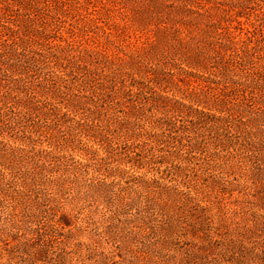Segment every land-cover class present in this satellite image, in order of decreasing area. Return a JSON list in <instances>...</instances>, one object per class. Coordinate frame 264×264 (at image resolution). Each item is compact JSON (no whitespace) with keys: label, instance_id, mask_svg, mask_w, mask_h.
Instances as JSON below:
<instances>
[{"label":"rangeland","instance_id":"rangeland-1","mask_svg":"<svg viewBox=\"0 0 264 264\" xmlns=\"http://www.w3.org/2000/svg\"><path fill=\"white\" fill-rule=\"evenodd\" d=\"M210 1L203 0L201 8L198 4L185 7L182 0H63L62 9L56 12L59 30L55 42L92 52L105 66V74L113 69L123 75L127 85L134 83L135 109L120 99L107 109L102 121L104 125L107 117L111 119V145L123 154H109L107 146L92 136H83L77 148L68 146L60 153L47 142L28 146L7 134L0 136V147L50 150L73 158L76 164H87L79 176L80 184L104 182L115 197L94 200L79 187L56 192L51 185L60 173L49 175L23 198L17 193L21 188L13 184L6 193L0 192V264H264V163L254 157L264 152V141L245 132L210 130L212 122L207 117L197 123L194 109L208 112V107L191 100V93L202 88L200 83L216 79L217 70L209 67L212 64L208 71L191 66L187 61L192 53L186 50L187 42L193 49L201 39L217 47L220 42L235 45L246 63L226 81L246 82L241 77L247 76V83L261 89L254 93L264 98V51L258 49V45L264 46V0ZM214 23L224 28L218 30L220 36L211 32ZM230 36L235 37L233 45H229ZM227 47L222 52L233 54L234 49ZM203 52L215 56L212 51ZM156 95L187 106L175 122L174 132L157 126L167 120L166 115L145 104V98L151 101ZM131 111L139 112L137 118ZM220 115L227 116L216 113ZM69 116L76 121L82 118L81 114ZM126 120L128 128L116 131L114 125ZM155 137L163 138V143L154 144ZM195 142H201L202 152L192 151L190 145ZM126 146L143 152L148 163L175 157L174 164L185 166L188 178L168 176L166 165L151 164V168L123 161ZM1 164L0 180L6 181L10 170ZM18 174L24 176V169ZM69 176L72 178L64 175ZM213 183L221 185L224 193L209 191L207 185ZM167 192L175 195L173 201L182 194L191 198H181L163 209L159 197H166ZM118 197L130 205L117 212L114 202ZM36 202L42 204L40 213L33 210ZM55 205L70 211L73 218L51 240L53 216L47 211ZM200 222L204 230L198 233Z\"/></svg>","mask_w":264,"mask_h":264},{"label":"trees","instance_id":"trees-1","mask_svg":"<svg viewBox=\"0 0 264 264\" xmlns=\"http://www.w3.org/2000/svg\"><path fill=\"white\" fill-rule=\"evenodd\" d=\"M206 1L212 3L210 0ZM182 2L185 7L189 4L204 7L202 6L203 0H182ZM62 3L63 0H0V136L7 134L28 146L36 145L37 142H47L56 153H60L68 146L77 148L82 143L83 136H92L107 146L109 154L121 157L123 153L118 152V149L111 145L108 133V127L112 125L111 119L107 117L104 125L102 121L107 109H110L112 104L119 103L120 99H125V106L130 104V107L135 109L137 99L132 89L134 83L127 85V80L123 78V75L113 69L105 74V66H101L102 63L94 58L92 52L84 51L80 49V46L75 49L70 43L61 45L55 42L59 30L56 12L62 9ZM210 27H212L211 32L218 36H220L218 30L224 29L215 23ZM227 34L232 35L228 32ZM229 38L232 43L229 45H233L235 37L230 36ZM199 42V46L193 49L187 42V53H192V59H189L191 61L187 62L204 71H208V65L212 64L209 67L217 70V73L213 74L217 78H210L212 80L200 83L199 87L202 88L197 87L200 90L191 93V100L208 107V112L194 109L197 112L195 113L198 117L197 123L201 121V117H207L212 122L210 130L245 132L248 137H255L263 142L264 128L261 126H264V98L254 93L255 91L261 92V89L256 84L247 83V76L241 77L246 78V82L226 81L230 73L235 72L238 66L243 62L246 63V60L240 57L235 45L227 47L228 45H222L220 42L217 47L216 43H206L202 39ZM224 47H227V50L234 49L233 54L227 55L222 52ZM252 48L254 47H250ZM203 49L212 51L215 56L204 55ZM258 49L264 51V46L259 47L258 45ZM254 76L260 77L256 74ZM254 79L252 77L251 81ZM187 84L190 86L188 82ZM145 100V104H150L151 111L154 109L162 111L167 117L164 123H159L157 126L174 132V124L185 112L187 106L163 95L153 96L151 101L149 98ZM249 102L254 104L253 108L249 106ZM137 112L131 111L132 116L137 118ZM216 113H225L227 116H216ZM70 114H81V120L84 121H76L69 116ZM233 121L239 123L234 124ZM129 124L130 122L126 120L114 126L119 132L123 128H128ZM64 128L65 131L62 130ZM152 142L159 145L163 143V138L155 137ZM219 144L216 143L215 146ZM190 148L192 151H203L201 142L192 143ZM254 148L257 147L254 146ZM127 152H134V155L130 157ZM124 154L126 156L122 157V160L127 163L132 162L133 166L134 164L143 167L152 166L151 164L166 165L170 168L168 171L171 175L168 176L176 174L177 178H188L187 168L174 164L177 159L173 156H165L160 161L150 159L148 163L147 156L143 152L130 151L127 146ZM254 157L264 163V152H258V156ZM235 158H238V155H235ZM0 162L4 168L10 170L9 179L0 180V192L2 193H6L8 187L14 184L21 188L17 193L20 191L18 197L23 198L26 192L33 191L40 183L43 184L49 175L60 173L54 185L50 183L51 186H56V192L62 193L65 189L79 187L86 197L94 200L104 199L103 197L108 195L112 199L115 197L104 182L102 184L93 182L86 185L80 184L79 176L83 169L88 167L87 164L81 162L76 164L73 158L53 154L50 150L35 152L34 148L27 150L22 147L9 149L0 147ZM23 169L25 174L20 176L21 174L18 173ZM158 170L161 171L160 168ZM66 174L72 175V178L64 177ZM257 180L261 182L262 177L260 176ZM207 186L209 191L217 195L225 191L218 183ZM76 196L80 199L79 194ZM174 196L171 192H167L164 198L160 196L161 207L170 208L172 203L174 206L181 198L183 200L191 198L182 194L173 201ZM123 197H118L117 202H114L115 206L117 205L115 207L117 212L119 208L123 210L130 205V203L123 202ZM24 201V209L25 207L27 209L28 202ZM170 201H172L171 204ZM41 205L40 202L34 204L35 213L42 211ZM47 213L53 216L50 219L51 232L54 233L50 235L52 240L59 235V227L64 228L71 225L73 217L70 211H63V207L60 208L57 205ZM202 225L203 223L200 222L198 233L204 230ZM201 249L205 250L206 247ZM238 260L237 258L236 261Z\"/></svg>","mask_w":264,"mask_h":264}]
</instances>
